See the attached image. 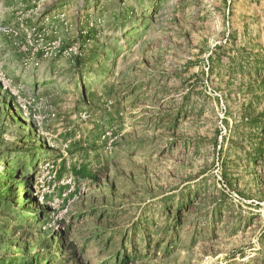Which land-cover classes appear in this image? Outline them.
Masks as SVG:
<instances>
[{
  "label": "rangeland",
  "instance_id": "obj_1",
  "mask_svg": "<svg viewBox=\"0 0 264 264\" xmlns=\"http://www.w3.org/2000/svg\"><path fill=\"white\" fill-rule=\"evenodd\" d=\"M0 85V258L264 264V0H0Z\"/></svg>",
  "mask_w": 264,
  "mask_h": 264
},
{
  "label": "trees",
  "instance_id": "obj_2",
  "mask_svg": "<svg viewBox=\"0 0 264 264\" xmlns=\"http://www.w3.org/2000/svg\"><path fill=\"white\" fill-rule=\"evenodd\" d=\"M0 92H1V85H0ZM0 102L3 103L4 107H8L10 106V104H8V102H6L4 99L1 98ZM30 126H32V123H29ZM263 131H264V126L262 127ZM264 145V141L262 142ZM263 159H264V155L261 154ZM84 167L81 168H77V169H73L71 171V174L76 178V179H85V174H84ZM57 176H60V174H57ZM95 180V178H93ZM14 186H12L11 184L7 183L6 185H3V182H1L0 180V212L6 213L7 216H5L4 218H0V242L1 241H5L7 239L10 238V235L14 234V232L18 231L21 229L22 226H20L19 224H16L15 226H13V229L9 232V228L10 227V223L12 220H17L19 218L18 212L16 210V205H15V201L13 199H11V197H13V189ZM38 202L34 199H29L26 203L22 204V211L26 212L27 209H29V207L31 205L35 206L37 205ZM51 210L47 207L41 208L40 210H38L36 216H32L33 218H29V222L28 224H25V227H31V222L34 221V223H40L43 218L45 217V215H47ZM181 211H182V205L181 202L179 205L176 206V210L174 212L175 216H179L181 215ZM169 212V211H168ZM59 233V232H58ZM11 237H14L11 236ZM58 237L59 242L61 243V249H64L65 247H68V256L67 258L64 260H62V262L68 263L69 262H73L76 260V252L74 251V249L72 248V246H70V244H68L67 246L63 245L64 242V237L61 236V233L57 234L56 233L54 235H50L48 237V240L42 243H47L46 245V249H47V256H48V260L46 262H48V264H53L54 263V259L55 256L53 255V253H51V246L50 243L52 244L54 242V239ZM67 249V248H66ZM44 260H42L41 258L35 256L32 259L30 258L29 261L27 262V264H42V263H46L43 262ZM15 260H10V261H5V259L0 258V264H14ZM21 263V262H19Z\"/></svg>",
  "mask_w": 264,
  "mask_h": 264
}]
</instances>
